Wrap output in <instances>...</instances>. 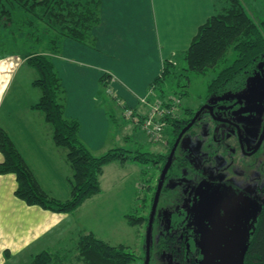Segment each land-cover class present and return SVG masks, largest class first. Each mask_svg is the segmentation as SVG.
<instances>
[{
  "label": "crops",
  "instance_id": "1",
  "mask_svg": "<svg viewBox=\"0 0 264 264\" xmlns=\"http://www.w3.org/2000/svg\"><path fill=\"white\" fill-rule=\"evenodd\" d=\"M219 7V0H101L99 21L90 29L91 43L64 36L52 42L59 44L56 54L46 48L35 50L51 58L64 89L63 113L79 122L78 136L93 153L122 147L114 145L119 139L130 141L129 134L111 130L113 123H120L114 116L116 105L144 113L148 106L142 99L165 63L175 62L172 56L177 51L184 54L198 26ZM25 54L0 58V76L8 72L3 90L19 67L32 68L25 63ZM34 78L31 74L29 84L37 88ZM33 92L31 98L14 101L0 118V126L48 195L66 199L72 176L66 149L55 145L50 123L40 110L31 107L40 96L39 89ZM125 118L134 128L139 127L131 117ZM54 155L65 163L53 160ZM15 187L13 173H0V264H28L37 252L57 245L61 233L91 231L76 229L75 214L80 205L62 212L28 204L15 195Z\"/></svg>",
  "mask_w": 264,
  "mask_h": 264
},
{
  "label": "trees",
  "instance_id": "2",
  "mask_svg": "<svg viewBox=\"0 0 264 264\" xmlns=\"http://www.w3.org/2000/svg\"><path fill=\"white\" fill-rule=\"evenodd\" d=\"M100 1L0 0V45L4 42L1 35L11 25L13 11L18 7L33 16L24 23H41L46 33L51 32L50 42L66 36L91 43L90 29L99 21ZM225 1V5L220 6L198 26L183 54L185 69L204 73L224 58L229 48L235 51L231 63L222 67L208 83L207 95H219L239 88L264 58V19L256 21L240 0ZM29 35L33 36L32 32ZM25 63L37 72L32 83L40 90L38 100L31 107L40 110L50 123L55 145L66 149V160L72 169V176L68 198L58 199L48 195L8 132L0 126V152L3 156L0 160V173L11 172L15 175L14 193L17 197L28 204L70 212L86 198L100 191L99 175L106 163L116 158L144 162L148 156L160 157V152H140L138 149L136 154L131 155V151L124 147H114L100 154L93 153L78 136L79 122L67 118L63 113L64 89L51 58L44 52L31 51L25 54ZM171 65V61H167L162 73L151 85L162 90L163 82L172 74L169 69ZM166 118L169 126H177L178 118ZM124 218L130 225L143 220L142 216L134 218L130 213L124 214ZM80 232L78 251L86 264H129L135 258L121 244H110L92 231ZM28 264H61V259L57 254L44 249L34 254ZM242 264H264V201L253 220Z\"/></svg>",
  "mask_w": 264,
  "mask_h": 264
},
{
  "label": "flooded vegetation",
  "instance_id": "3",
  "mask_svg": "<svg viewBox=\"0 0 264 264\" xmlns=\"http://www.w3.org/2000/svg\"><path fill=\"white\" fill-rule=\"evenodd\" d=\"M259 65L261 73L254 76ZM196 113L179 136L164 174L151 221L148 264H239L237 249L227 243L225 233L242 226L243 198L262 191L264 58L239 88L205 95L195 107L183 110L177 126L164 133L160 157L144 161L151 160L153 167L157 166V175L152 178L151 171L143 184L144 204L149 202L143 219L144 261L160 173L180 131ZM152 183L153 193H149ZM222 217L225 231L220 229Z\"/></svg>",
  "mask_w": 264,
  "mask_h": 264
},
{
  "label": "rangeland",
  "instance_id": "4",
  "mask_svg": "<svg viewBox=\"0 0 264 264\" xmlns=\"http://www.w3.org/2000/svg\"><path fill=\"white\" fill-rule=\"evenodd\" d=\"M219 1L220 6L226 4L225 0ZM240 1L243 3L248 14H250L256 21L264 19V0ZM12 17L11 25L7 30H4L1 35V40L4 42L0 45V54L3 57H8L14 54L23 55L27 52L45 48L51 50L53 54L58 52L59 44H52V42H50L48 37H50L51 32L49 31V33H46L45 29L42 27L43 24L34 23V25H29L27 22L24 23L25 20L27 21V18H33V16L27 13L22 7L16 8L13 11ZM29 32H32V37L29 36ZM234 57L235 51L232 48H229L225 57L219 60L214 67L204 73H195L185 69L186 64L183 53L177 51V53L172 56V59L175 62H171L172 65L169 67L172 74L163 82L162 90H160L158 86L157 88L155 86V91H157H154V94L156 93L158 97H165L169 101H173V99H176V101L178 100L179 102L173 104L174 112H171V116L179 118L183 110L188 109V107H195L196 104L205 98V95H207L206 89L208 83L222 67L230 64ZM27 69L29 68H27L26 65L19 67L15 75L10 79V85L4 90L2 89V86L8 76V72H3L1 74L0 118L10 111L8 109L11 108L17 98H31L34 94L33 91L39 89L38 87L33 88V86L29 84L31 74L37 76V72L34 69L30 70L32 68H30L29 71ZM260 73L261 66L259 65L258 70H255L254 72V76L257 74L260 75ZM1 89L3 91H1ZM106 89L108 88L105 87V90ZM110 95L112 94L109 93V96ZM20 99L22 100V98ZM169 105L172 106L171 104ZM119 106L121 109L116 105L114 116L117 121L125 125L126 128L123 129L120 123L115 122L112 124L111 130L114 133L120 132L123 136L129 134L130 141H122L123 139H119L114 145L122 146L130 150L131 155L136 154L137 149L140 152H161L164 147H161L158 142L150 141L146 131L142 127L134 128L124 116V105ZM109 118L112 119L111 116H109ZM170 127L171 126L166 122L164 127V133H166V135L170 131ZM165 137L164 134V139H166ZM98 154H100V152H98ZM148 157L150 159L156 158L152 156ZM52 158L53 160L58 159L61 163H65L61 156L54 155ZM151 162V160L140 162L137 160H131L130 158L125 160L116 158L108 162L109 164L106 167L103 166L102 169L103 173L100 178V191L94 194V196L92 195L91 198L85 200L83 204H80L75 214V218L77 219L76 229L85 227L91 230L97 237L110 244H121L125 246L126 250L132 252L135 255V258L129 264H143L145 254V227L144 220L138 224H128L124 218V214L130 213L134 218L136 216H142L143 219L145 218L149 202L144 204L146 188L143 184L147 180L146 177L148 173L151 171L153 173L152 178L157 175V166L153 167ZM63 170L64 168L62 167V172ZM46 180L47 179L45 178L43 182H46ZM151 182H153V179ZM260 185L262 191L257 194L251 193L246 195L242 200V226L238 228V230L227 229L225 233L227 243L233 244L237 249L239 264H242L244 249L247 245L248 237L253 225L252 220L255 218L262 202L264 201V180ZM149 188V193H153L154 184L150 185ZM250 191L252 192L253 189ZM223 218L225 217L221 218L222 226L220 229L225 231L226 226L224 225ZM61 235L63 237H61L60 242L53 246L49 251L58 255L61 259V264H86L79 255L77 245L81 232L70 231V234L69 232H65L61 233ZM233 237H235L236 240L233 239ZM151 264H156V262H152Z\"/></svg>",
  "mask_w": 264,
  "mask_h": 264
},
{
  "label": "built area",
  "instance_id": "5",
  "mask_svg": "<svg viewBox=\"0 0 264 264\" xmlns=\"http://www.w3.org/2000/svg\"><path fill=\"white\" fill-rule=\"evenodd\" d=\"M154 91L155 87L151 85L146 97L142 99V102L148 106L144 113H137L134 109L126 107L124 114L131 117L134 123L146 131L150 141L163 142L166 117L171 116L174 112L173 104L179 101H176V99L169 101L165 97H155Z\"/></svg>",
  "mask_w": 264,
  "mask_h": 264
},
{
  "label": "water",
  "instance_id": "6",
  "mask_svg": "<svg viewBox=\"0 0 264 264\" xmlns=\"http://www.w3.org/2000/svg\"><path fill=\"white\" fill-rule=\"evenodd\" d=\"M196 115H197V113L194 115L193 119L180 131L177 139L175 140V142L173 144V147H172V150H171V152L169 154L167 163H165V165H164V167H163V169H162V171L160 173L159 181L157 182V185H156V189H155V192H154L153 201H152V205H151V211H150V215H149V225H148V230H147V235H146V258H145V261H144L143 264H148V262H149V246H150L151 221H152L153 214H154V211H155V208H156V204H157V201H158V197H159V193H160V190H161L164 174H165V172L167 171V169H168V167L170 165L171 156H172L173 151L175 149V146H176V144L178 142L179 136L190 125V123L194 120Z\"/></svg>",
  "mask_w": 264,
  "mask_h": 264
}]
</instances>
